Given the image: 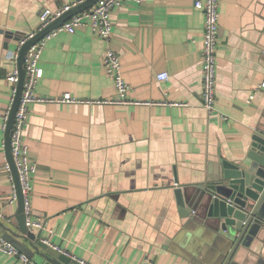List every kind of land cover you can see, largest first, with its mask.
Returning <instances> with one entry per match:
<instances>
[{"label":"crops","instance_id":"1","mask_svg":"<svg viewBox=\"0 0 264 264\" xmlns=\"http://www.w3.org/2000/svg\"><path fill=\"white\" fill-rule=\"evenodd\" d=\"M79 1L0 0V234L25 245L5 169L3 114L13 99L6 77L18 39L38 27L40 10ZM110 18L106 40L88 26L47 39L35 93L115 98L103 64L110 47L120 54L127 95L138 103L29 104L23 140L36 163L31 216L42 219L43 240L89 264H219L210 261L219 243L181 214L173 188L195 189L218 153L243 155L264 125V0H220L212 112L200 98L203 11L194 0H124ZM162 71L169 76L159 80ZM14 262L0 252V264ZM230 264H264V234Z\"/></svg>","mask_w":264,"mask_h":264},{"label":"water","instance_id":"2","mask_svg":"<svg viewBox=\"0 0 264 264\" xmlns=\"http://www.w3.org/2000/svg\"><path fill=\"white\" fill-rule=\"evenodd\" d=\"M97 0H81L64 10L45 27L28 38L17 55L19 78L13 96L6 126L4 144L17 195V228L28 245L13 240L10 234L3 236L30 258L38 254L47 259V264H81L66 252L45 242L42 227L30 230L25 223L24 201L17 169L10 147V134L14 115L21 97L25 71L23 60L32 43L49 31L57 28L72 15L91 7ZM173 192L181 214L189 221L201 225L202 231L213 242H218L210 261L230 264L241 246L264 234V125L254 130L248 148L241 156L227 159L218 153L217 162L208 169L195 189L174 186Z\"/></svg>","mask_w":264,"mask_h":264},{"label":"built area","instance_id":"3","mask_svg":"<svg viewBox=\"0 0 264 264\" xmlns=\"http://www.w3.org/2000/svg\"><path fill=\"white\" fill-rule=\"evenodd\" d=\"M124 0H97L91 7L82 10L65 22L59 25L57 28L49 31L40 39L35 41L26 50L23 67L25 71L24 83L21 92V97L18 102V106L14 115V123L10 134V147L13 156V160L17 169L19 182L24 201L25 223L30 229H37L42 227V219L33 218L31 216V207L29 202V196L32 192L31 175L36 171V163L29 157V149L27 144L23 140V129L26 123L28 107L30 103L41 100H52L58 102H94V103H138V101L131 100L127 93L129 90V84L124 80L121 70V57L120 54L112 48H106L103 55V64L106 72L111 77L115 90L116 97L113 99H81L72 96L69 93H64L61 96L54 98L39 97L35 93V85L37 79L42 74V69L38 65V61L42 52V49L46 43V40L53 36L56 32L65 30L67 32H73L79 26H88L90 30L103 39H108L111 30L112 22L110 13L112 8L120 6ZM138 1V0H136ZM219 3L220 0H194L195 8L203 11V38L200 48L201 54V68H202V89H201V104L208 111L212 112L215 108L216 102V59H217V41L219 32ZM70 6H65L58 10H52L48 7H44L39 12V25L38 27L24 34L18 39L17 50L12 55L14 61L13 67L8 73L6 79L11 84V96L13 97L16 92V85L19 78V71L17 66V55L21 45L30 37H32L37 31L45 27L50 21L55 19L64 10ZM169 74L167 72H159L156 78L159 80L167 79ZM259 88L264 90V80L259 84ZM254 91L249 94V98H253ZM173 104H182L179 102H173ZM9 107L3 114L2 128L4 129L7 122ZM226 116H222L225 118ZM5 169L9 173V178L12 179L11 170L8 162H5ZM17 195L15 187L13 186L12 194L9 198L10 202H15ZM47 242L46 240H44ZM56 247V246H55ZM57 248V247H56ZM59 249V248H57ZM60 250V249H59ZM0 252L12 255L15 258L13 264H40L30 258L27 254L20 251L13 243L8 241L2 234H0ZM81 264H89L84 260L74 257Z\"/></svg>","mask_w":264,"mask_h":264}]
</instances>
